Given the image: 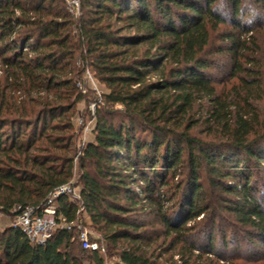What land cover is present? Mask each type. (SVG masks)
I'll list each match as a JSON object with an SVG mask.
<instances>
[{"label":"trees","instance_id":"trees-1","mask_svg":"<svg viewBox=\"0 0 264 264\" xmlns=\"http://www.w3.org/2000/svg\"><path fill=\"white\" fill-rule=\"evenodd\" d=\"M256 2L261 13L246 19L244 0H79L77 15L68 0H0V213L42 208L79 161L91 228L120 264H164L158 248L181 264L255 263L214 244L221 229L228 246L229 229L264 246ZM225 58L227 82L215 76ZM87 70L106 91L77 157L73 118L86 100L77 81ZM58 203L74 222L78 208L67 196ZM103 255L84 249L75 228L44 245L18 227L0 230V264H106Z\"/></svg>","mask_w":264,"mask_h":264},{"label":"built area","instance_id":"built-area-1","mask_svg":"<svg viewBox=\"0 0 264 264\" xmlns=\"http://www.w3.org/2000/svg\"><path fill=\"white\" fill-rule=\"evenodd\" d=\"M70 4V11L77 15L79 13V0H72ZM90 85H92L94 91L99 95L97 102H101L103 92L100 90V87L95 85V77L87 70L83 78L77 81V86L86 94ZM97 102L90 106L91 116H89V118L87 117V120L80 116L79 124L84 134H87V131L92 127V117L95 114ZM85 145L86 142L84 137V139L80 140L78 145L79 150L77 157L82 155ZM61 196H67L69 201L78 208L77 219L74 222H68L67 218L60 210L58 199ZM12 212L13 215H10L14 216V223L12 226L20 228L32 245L46 244L58 228H75L78 232L79 241L84 249L98 251L102 254L106 252L105 242L92 235L89 228L90 222H86L87 219L90 220V218L82 200L81 187L79 183L73 180L54 190L50 194L47 203L42 208L17 206ZM3 215L5 214L0 213V217Z\"/></svg>","mask_w":264,"mask_h":264},{"label":"rangeland","instance_id":"rangeland-1","mask_svg":"<svg viewBox=\"0 0 264 264\" xmlns=\"http://www.w3.org/2000/svg\"><path fill=\"white\" fill-rule=\"evenodd\" d=\"M71 1L72 0H68L69 6L71 5L70 4ZM244 3H245V7L248 9L247 10L248 16H246L247 17L246 19H248V18L253 19V16L256 17V15L259 16V14L261 12H260V9L258 8V4H257L256 0H244ZM229 18H231V17H228V19ZM248 22H251V21L248 20ZM260 42L262 43V47H263V51H262L263 55L262 56H264V34L262 36H260ZM221 61L222 62H220V70L222 71V73L219 71L215 72V76L219 79V81L227 82V81H229L228 79L232 76L230 68H229L228 60H226V58H225L224 60H221ZM2 69L3 68L0 64V77L2 76ZM95 85L100 87V90L102 92L106 91L105 85H103L97 79H95ZM221 86H222V83H221V85H219V87H221ZM263 88H264V85H263ZM98 99H99V95L97 94L96 91H94L92 85H90L89 90L86 93V100L78 103V105L76 107V114L73 118V121L75 124V132L77 134V139L75 141L77 146L79 145L80 140L84 139V137H85L86 144L89 141L94 139V133H93L92 127L90 128L89 131H87V134H84L83 129H81V127H80L79 119H80V116H82L84 119L87 120V117L89 118V116H91L90 115L91 114L90 106L93 103L97 102ZM206 128H207L206 124L202 123L197 127L196 131L199 132L200 136L205 137L206 136L205 132L207 131ZM88 168L92 170V167L90 165H88ZM81 176H82V170L80 168L79 161H77L76 167L74 169V176H73L72 180L76 183H79ZM261 178H264V177H261ZM86 222L89 223L90 220L87 219ZM13 223H14V216H9V215L1 216L0 217V230H3L4 228L11 226ZM90 224L91 223H89V225ZM89 228L92 232V235L95 238H97V237L99 238V236L96 234V232L91 228V225L89 226ZM228 230L229 229H227V233H228L227 245L228 246H226V243L223 241L221 229L217 230L216 241L214 244L215 249H216L215 252H219L223 255H231L234 253L241 252L243 255L249 254L253 258L258 259V260H256L255 263H246L245 261H242L240 264H264V246H260L259 244H258V246H253V245L248 246L247 245L248 243L246 241L237 240V238L232 236L231 230H229V231ZM200 237H201L200 240H202L204 238V233H202L200 235ZM168 243H169V241H168ZM164 250L165 249L161 250L160 248H158V250H157V255L162 254L161 255L162 256V262H164V264H181L180 256L175 255V251H170L168 253H164L165 252ZM103 256H105L106 264H120L121 263L120 259L116 255H110V253H108L107 245H106V252ZM210 258H212V259L215 258V260H216L215 256H210Z\"/></svg>","mask_w":264,"mask_h":264}]
</instances>
